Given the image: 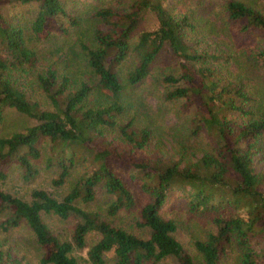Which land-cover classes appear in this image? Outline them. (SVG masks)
Masks as SVG:
<instances>
[{
    "label": "trees",
    "instance_id": "16d2710c",
    "mask_svg": "<svg viewBox=\"0 0 264 264\" xmlns=\"http://www.w3.org/2000/svg\"><path fill=\"white\" fill-rule=\"evenodd\" d=\"M15 1L37 4L30 24L33 34L52 29L65 32L67 20L69 26L76 25L61 0ZM223 11L242 33L264 32V0H224ZM149 12L155 25L133 38V31ZM93 16L102 26L94 24L87 41L82 32L76 39L85 77L74 82L51 67L37 71V86L50 104L41 108L11 78L14 69L34 63L37 54L23 27L10 23L0 10V117L2 109L11 107L34 119L21 130L0 135V165L16 159L23 177L28 178L37 172L32 160L44 155L45 167L53 170L50 184L54 189L72 178L59 194L37 187L29 199L0 189V210L6 211L1 228L26 225L43 249L41 264H79L73 250L85 245L89 232L98 234L85 250L89 264H104L107 251L113 253L112 264H154L166 256H173L175 264H196L174 237V221L159 212L173 189L187 184L194 207L214 211L213 229L193 243L202 262L216 264L230 252L235 264H256L260 253L250 243L257 238L264 244V172L255 169L252 156L263 139L264 109L246 107L251 97L240 83L220 82L206 63L217 56L196 50L187 35L193 28L188 17L171 13L162 0H132L125 6L111 2L95 7ZM164 45L179 64L177 76H163L171 85L163 97L184 98L194 107L192 130L203 127L214 138L211 150L193 160L143 155L149 130L136 126L133 117L121 119L124 85L145 78ZM251 53L264 63V45ZM128 58L130 65L121 74L119 65ZM96 93L103 100L93 101ZM235 113L246 116L236 130L229 116ZM132 182L146 195L137 206L134 223L147 231L145 236L112 224L99 211L78 203L91 200L101 187L111 197L107 215L131 209L136 206L129 186ZM42 213L72 216L71 236H56L42 220ZM0 264L26 263L0 245Z\"/></svg>",
    "mask_w": 264,
    "mask_h": 264
},
{
    "label": "rangeland",
    "instance_id": "374dc122",
    "mask_svg": "<svg viewBox=\"0 0 264 264\" xmlns=\"http://www.w3.org/2000/svg\"><path fill=\"white\" fill-rule=\"evenodd\" d=\"M132 0H61L66 12L73 17L76 25L69 26L64 22L66 31L52 29L49 32L33 34L30 29L31 21L37 11L35 2L22 3L19 1L2 0L0 10L10 23L23 27L28 44L35 50L37 58L34 63L25 64L14 69L11 78L15 84L22 88L29 100L36 102L41 108H49L50 104L42 90L39 89L35 73L46 67L53 68L58 74L69 76L74 82L85 77L86 66L76 39L82 32V39L87 41L91 36L94 24L102 26L93 16L95 7H102L109 3L125 6ZM224 0H162L163 5L173 14L185 15L192 23L193 28L187 31L189 41L194 42L198 51H207L217 56L206 63L213 67L215 75L220 82L228 79L240 83L244 91L251 97L247 108L264 109V63L253 59L255 47L264 45V32L245 31L242 33L235 23L227 21L223 11ZM70 23V22H69ZM155 25L154 15L149 12L142 18L133 31V38L142 29ZM255 46V47H254ZM130 58L120 63L121 74L129 67ZM179 60L169 51L167 45L159 52L155 65L150 73L135 84H125L120 95L124 105L121 119L133 117V123L138 127L149 130V140L141 153L145 156L170 157L193 160L195 156L211 150L214 138L201 127L192 130L191 118L194 107L187 104L184 98L165 99L163 92L171 88L163 76L165 74H178ZM92 97V96H91ZM93 101L103 100L102 94H95ZM233 119V129L239 125L246 116L239 113L230 114ZM34 119L15 111L11 107L1 110L0 135H8L21 130ZM114 134V133H113ZM108 136H112L109 134ZM260 146L253 153V165L256 170L264 172V135ZM213 143V144H212ZM97 145V144H96ZM99 146V144H98ZM37 172L31 177L24 178L21 165L16 159L0 165V189L24 199L30 198L33 188L43 187L54 194L63 192L71 183L67 180L60 188L54 189L50 184L53 170L44 165V155L32 160ZM126 180V179H125ZM126 182H130L126 180ZM136 198V206L119 210L114 215L105 212L107 203L111 200L101 187L96 189L94 197L86 202L78 201L79 205L97 210L112 224L145 236L147 231L135 226L137 219V206L140 205L145 193H142L137 183H129ZM189 185L176 188L165 198L159 209L161 215L171 218L176 227L174 237L180 242L183 249L189 253L196 264H204L194 248V241L202 239L213 229L211 221L214 211L200 206L194 207L191 202ZM191 199V200H190ZM6 215L5 209L0 210V221ZM42 220L49 229L59 238L68 239L71 236L75 219L72 216L60 218L53 213H42ZM98 234L89 232L85 236V245L74 249L73 254L79 264H89L85 259V250L96 240ZM251 246L259 251L256 264H264V244L262 240L253 238ZM0 245L7 248L12 256L22 259L26 264H41L39 258L43 249L36 243L31 231L23 223L2 229L0 226ZM234 256V255H233ZM232 253L224 255L216 264H235ZM104 264L113 263L112 251L104 253ZM173 256H166L154 264H175ZM141 264H149L142 262Z\"/></svg>",
    "mask_w": 264,
    "mask_h": 264
}]
</instances>
